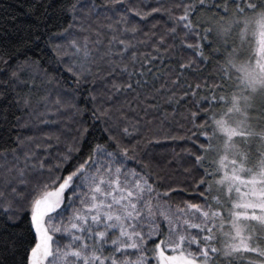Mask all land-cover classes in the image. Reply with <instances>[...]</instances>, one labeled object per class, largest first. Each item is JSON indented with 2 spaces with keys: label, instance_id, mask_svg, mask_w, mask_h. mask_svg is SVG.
<instances>
[{
  "label": "snow or ice",
  "instance_id": "snow-or-ice-1",
  "mask_svg": "<svg viewBox=\"0 0 264 264\" xmlns=\"http://www.w3.org/2000/svg\"><path fill=\"white\" fill-rule=\"evenodd\" d=\"M232 15L264 31V0H20L0 16V264H264V91L233 96L220 71L236 45L212 20ZM165 109L199 141L167 169ZM218 134L245 152L226 160Z\"/></svg>",
  "mask_w": 264,
  "mask_h": 264
},
{
  "label": "trees",
  "instance_id": "trees-1",
  "mask_svg": "<svg viewBox=\"0 0 264 264\" xmlns=\"http://www.w3.org/2000/svg\"><path fill=\"white\" fill-rule=\"evenodd\" d=\"M20 0H0V16H4L6 12L8 11H13L17 8ZM25 4H28L30 0H24ZM153 0H145V3H152ZM11 6V7H9ZM195 15V13L193 14ZM251 17V16H250ZM200 23L205 22V14L201 13L200 17H198ZM235 20V23L233 25V21ZM165 23V20H161V24L163 25ZM213 27L215 30H220V29H226L221 33L223 38H226L229 43H234L236 45L235 49H240L243 46L241 45L239 47V42L237 38V32L239 31V24H238V18L235 15H232L228 18L221 17L216 20H212ZM197 28H199V24L195 25ZM163 28H161V31ZM247 47H248V43ZM249 48V47H248ZM231 55L230 53L226 57L225 61H221L220 64V71L222 74H226L230 77L228 83L230 85L231 89H234L231 93V95H236L237 94V88L235 86H232L233 84V77H235V74H233V71L231 70ZM209 63L205 65H201V72L197 73V75H202L205 77H208L209 79L211 78V74L214 70L215 64L214 62H211V58H209ZM174 66V65H173ZM191 79V77H189ZM203 94V92H202ZM231 99V97H229ZM175 107V105L173 106ZM183 107V105H181ZM222 108V107H221ZM220 108L215 110V114L217 111H219ZM165 111L168 112L169 114V123L171 124V127L168 128L165 126V135L167 132H171L174 137H177L176 140H168L164 139L161 137V145L156 146L152 150V154L155 156L156 160L154 161L155 163H158L159 165H163L165 169L168 168V164L171 163L172 161H177L178 163L181 162V157L183 156V159L188 158V154L190 152H195L196 147L199 143V141L196 140L194 136L188 135V129L191 127L188 125L186 122L181 123L180 118L177 117L175 122L172 121L171 117L173 113L169 109H165ZM156 131V129L148 128L147 125L145 126V131H144V136L145 138L147 137H152L155 139L153 136V133ZM2 143V142H0ZM147 147V145H146ZM169 171L176 173L178 171L177 168H172L169 169ZM177 179H184L182 176L176 177ZM186 196H191V193H186ZM18 231L24 233L27 231V222L26 221H21V228L18 229Z\"/></svg>",
  "mask_w": 264,
  "mask_h": 264
},
{
  "label": "rangeland",
  "instance_id": "rangeland-1",
  "mask_svg": "<svg viewBox=\"0 0 264 264\" xmlns=\"http://www.w3.org/2000/svg\"><path fill=\"white\" fill-rule=\"evenodd\" d=\"M254 17H248L251 21ZM233 25L235 20L232 22ZM243 33V37H241ZM237 40L239 42L240 49L233 50L231 55V67L233 74V84L237 88V94L234 96L243 97L246 93L255 94L256 92L264 91V84H257L255 87H251L246 84L245 77L248 74H254L257 76L264 77V56L258 54V49L264 48V31L257 32L252 29L243 30L239 29L237 32ZM248 43V47L247 44ZM216 115L226 122L232 125H239L241 120V115L234 108L230 109L228 104H225ZM216 146V152L218 154H223L224 158L228 160L230 157H235L238 154H243L245 149L241 147V141L239 137H236L231 141L232 147L226 149L225 145L228 143L221 135H216L214 140ZM229 166L231 167V162L229 161ZM235 195V193H234Z\"/></svg>",
  "mask_w": 264,
  "mask_h": 264
}]
</instances>
